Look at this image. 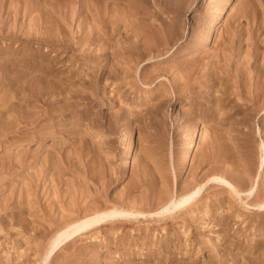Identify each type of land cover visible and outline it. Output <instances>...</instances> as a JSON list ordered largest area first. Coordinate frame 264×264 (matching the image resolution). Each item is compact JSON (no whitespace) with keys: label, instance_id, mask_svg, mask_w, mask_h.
Masks as SVG:
<instances>
[{"label":"rangeland","instance_id":"1","mask_svg":"<svg viewBox=\"0 0 264 264\" xmlns=\"http://www.w3.org/2000/svg\"><path fill=\"white\" fill-rule=\"evenodd\" d=\"M262 200L264 0H0V264H264Z\"/></svg>","mask_w":264,"mask_h":264},{"label":"bare ground","instance_id":"2","mask_svg":"<svg viewBox=\"0 0 264 264\" xmlns=\"http://www.w3.org/2000/svg\"><path fill=\"white\" fill-rule=\"evenodd\" d=\"M167 35V34H166ZM217 39V38H216ZM226 54V53H225ZM195 136L193 137V144L195 145V144H197V141L195 140ZM189 193L190 192H188V193H186L184 196H182V198L180 199V200H186L187 198H188V196H189ZM259 205L261 206V207H264V200H262L260 203H259ZM64 227H66V226H64Z\"/></svg>","mask_w":264,"mask_h":264}]
</instances>
